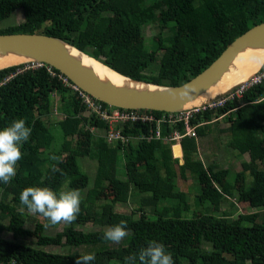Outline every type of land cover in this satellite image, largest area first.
Segmentation results:
<instances>
[{
	"label": "trees",
	"instance_id": "trees-1",
	"mask_svg": "<svg viewBox=\"0 0 264 264\" xmlns=\"http://www.w3.org/2000/svg\"><path fill=\"white\" fill-rule=\"evenodd\" d=\"M17 11L23 23L0 29V35L54 37L123 76L172 87L199 75L236 38L264 22V0H0V22ZM146 24L157 30L150 47L144 38ZM24 68L0 71V128L21 118L32 128L15 178L0 184V264H75L87 253L96 254L93 264H126L130 255L153 240L165 245L175 264H264V80L242 98L194 115L190 127L196 137L182 139V156L177 159L178 147L173 154L172 144L162 140H140L127 147L108 144L105 123L70 81L47 65ZM90 98L109 111L116 109ZM54 100L61 116L53 124L47 117ZM222 121L228 127L218 128ZM213 125L228 136V148L249 158L233 182L228 181L229 169L214 163L205 166L198 158L197 138ZM150 126L155 131V124L134 125L125 126L122 134L148 136ZM174 130L184 133V124L162 123V136ZM83 158L96 162L92 182L81 170ZM121 161L123 179L118 177ZM177 172L181 177L191 172L199 188L198 204L208 203L192 219L180 214L191 207L175 186ZM65 185L70 190L88 189L77 219L53 237L44 233L48 221L39 214L35 227L26 229L31 215L20 211L22 190L47 187L59 194ZM108 189L114 198L99 203ZM132 197L138 199L137 208L129 214L115 211L117 203ZM224 205L235 210L226 212ZM121 221L127 222L128 236L120 243L104 240L105 231L75 228L108 229ZM18 238L32 239L33 246L18 243ZM47 247H67L70 252L52 254L43 250Z\"/></svg>",
	"mask_w": 264,
	"mask_h": 264
},
{
	"label": "water",
	"instance_id": "water-1",
	"mask_svg": "<svg viewBox=\"0 0 264 264\" xmlns=\"http://www.w3.org/2000/svg\"><path fill=\"white\" fill-rule=\"evenodd\" d=\"M3 58L20 62L0 67V71L27 64L47 65L88 96L116 109L180 113L226 98L260 72L264 66V22L236 38L199 75L176 87L123 76L69 43L44 34H1L0 59ZM86 61L107 68L115 79L99 75ZM232 75L242 77L224 87L225 80Z\"/></svg>",
	"mask_w": 264,
	"mask_h": 264
},
{
	"label": "clouds",
	"instance_id": "clouds-1",
	"mask_svg": "<svg viewBox=\"0 0 264 264\" xmlns=\"http://www.w3.org/2000/svg\"><path fill=\"white\" fill-rule=\"evenodd\" d=\"M24 119H15L8 126L0 128V184H8L17 174V162L22 159V147L29 142L32 128ZM51 159H57L51 157ZM20 211L42 215L48 226L74 222L81 211V194L78 189L59 194L47 187H28L19 195ZM128 236V225L121 221L104 233L103 239L120 243ZM95 253L78 256L75 264H93ZM126 264H175L173 256L163 243L149 241L138 254L130 255Z\"/></svg>",
	"mask_w": 264,
	"mask_h": 264
},
{
	"label": "rangeland",
	"instance_id": "rangeland-1",
	"mask_svg": "<svg viewBox=\"0 0 264 264\" xmlns=\"http://www.w3.org/2000/svg\"><path fill=\"white\" fill-rule=\"evenodd\" d=\"M150 1V0H149ZM23 23V15L21 11L15 12L13 15L9 16L6 18V20L0 22V29H5L8 26L16 27ZM157 30L154 27V25L151 24H146L144 27V38L146 40V45L148 47L151 46V41L153 40L154 36L156 35ZM104 59V57H102ZM28 65V64H27ZM26 66V65H24ZM57 98V97H56ZM57 102V105H56ZM58 106V100L53 101V107L51 110V114L47 117L48 120L52 122L53 124L56 123L60 119V114H58L55 111V106ZM46 118V119H47ZM47 121L45 120L46 124ZM228 125L225 123V121H222L220 125H218V128H226ZM210 128V130H209ZM208 128V132L204 135V137H201L200 139L197 138V143H198V158L201 160L205 166L211 165V164H217L219 169H229L230 175L228 177L229 182H233L235 178V174L240 172L242 170V163L248 162L249 158L247 155L241 156L239 153L236 151L232 150L231 148H228V141L229 138L226 134L218 132L216 128L213 126ZM59 128L53 129V134L55 137L60 139V134ZM212 132V134H211ZM216 140H215V139ZM172 146V145H171ZM176 151V148H175ZM96 163V162H95ZM94 160L88 159V158H83L79 159V164L81 167V170L86 173L89 178L90 182H92V178L94 175V170H95V164ZM118 177L120 179L124 178V175L122 174L123 170V162H120V165L118 167ZM250 182V178L248 179L247 183ZM175 186L177 187L178 190L183 192L186 196V202L190 205V210L185 211L184 209L181 211V216L186 219H192L196 217L195 212H203V209L208 206V203H204L202 206H200L196 200V196L199 195V188L196 184V179L194 175L191 172H187L183 177L179 175V172H177V176L174 180ZM70 188H68L66 185L63 187L61 192L69 191ZM88 189L80 191L81 198L85 196L87 193ZM101 200L99 203H103L105 201H111L114 198L113 191L111 189H108L105 191V193L100 197ZM137 200L136 198H130V200L125 203H117L115 206V211L118 213L122 214H129L132 210L137 208ZM223 210L228 212V211H233L235 210L234 208H230L229 205H224ZM254 210H251L250 213H253ZM31 218L30 221L26 223L25 228L28 230H32L35 227V221L40 217H36L32 214H30ZM171 215H173V211L171 212ZM170 215V216H171ZM238 216V213L234 215V218ZM66 226L65 223H60L55 226H48L45 229V234L48 236H56L60 235L63 231V227ZM76 230L88 233V232H94V231H107L108 229L99 227V226H87V227H81V226H76ZM18 243H23L25 245H31L33 246V241L32 239H20L18 238ZM45 252L52 253V254H63V253H68L70 250L67 247H47L43 249ZM73 251V250H72ZM80 252L84 251L83 248L79 250Z\"/></svg>",
	"mask_w": 264,
	"mask_h": 264
},
{
	"label": "built area",
	"instance_id": "built-area-1",
	"mask_svg": "<svg viewBox=\"0 0 264 264\" xmlns=\"http://www.w3.org/2000/svg\"><path fill=\"white\" fill-rule=\"evenodd\" d=\"M43 67V64H29L26 65L23 70L27 69H36ZM21 70V71H23ZM19 71V72H21ZM63 77L62 75H60ZM64 81H68L65 77ZM264 80V66L260 70L258 74H256L249 82L245 83L234 92L229 94L226 98L213 103L207 107L200 109H193L180 113H165L167 115H163L161 117H157L151 113L145 112V110H124V109H114L109 111L108 109L102 107L100 104L91 100V98L85 94L83 91L75 87L73 84L70 86L75 92L78 93L80 99L88 106V108L97 115V118L103 121L107 127L106 132V141L110 145L122 144L124 146H128L129 144H136L140 140H146L147 142L154 140H162L164 143H171L172 147L179 145L182 139L184 138H194L196 137L194 128L190 127V121L194 117V115L200 113L201 111H205L206 109H214L217 107H221L226 101H232L234 99L242 98L243 94L251 88L253 85L260 83ZM110 107V106H109ZM162 123H183L185 127V132L181 133L178 130L172 131V133L162 136ZM155 124V131L152 130V126H150L149 135L141 134V136H124L122 134V130L125 126L131 128L134 125H151Z\"/></svg>",
	"mask_w": 264,
	"mask_h": 264
},
{
	"label": "bare ground",
	"instance_id": "bare-ground-1",
	"mask_svg": "<svg viewBox=\"0 0 264 264\" xmlns=\"http://www.w3.org/2000/svg\"><path fill=\"white\" fill-rule=\"evenodd\" d=\"M18 62H20V60H18V59L3 58V59H0V67L7 66V65H13V64H16ZM86 62H88V61H86ZM88 63L93 67L95 72L98 73L99 75H102L104 77L106 76V77L111 78V79H115L116 76L113 73H111L107 68L101 67V65H98L96 62H92V63L88 62ZM246 73L248 74V72H246ZM241 77L242 76H240V75H232V76L228 77L224 82V85H225L224 87H229L230 85H233ZM221 85H223V84H221Z\"/></svg>",
	"mask_w": 264,
	"mask_h": 264
},
{
	"label": "crops",
	"instance_id": "crops-1",
	"mask_svg": "<svg viewBox=\"0 0 264 264\" xmlns=\"http://www.w3.org/2000/svg\"><path fill=\"white\" fill-rule=\"evenodd\" d=\"M219 121H221V120H219ZM174 147H178V149H179V152H180V156L179 157H176L175 155H174V158H177V159H180L181 158V148H180V146L179 145H176V146H173L172 147V151H173V154H174Z\"/></svg>",
	"mask_w": 264,
	"mask_h": 264
}]
</instances>
